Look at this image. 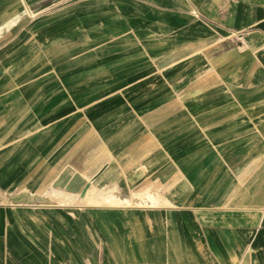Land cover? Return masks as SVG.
<instances>
[{"label":"crops","instance_id":"obj_1","mask_svg":"<svg viewBox=\"0 0 264 264\" xmlns=\"http://www.w3.org/2000/svg\"><path fill=\"white\" fill-rule=\"evenodd\" d=\"M17 2L0 0V186L40 190L69 167L132 204H86L79 226L10 209L21 238L0 223V264H264V0H70L29 22ZM59 46L76 68L63 92Z\"/></svg>","mask_w":264,"mask_h":264},{"label":"rangeland","instance_id":"obj_2","mask_svg":"<svg viewBox=\"0 0 264 264\" xmlns=\"http://www.w3.org/2000/svg\"><path fill=\"white\" fill-rule=\"evenodd\" d=\"M18 4V17H23L24 22H29L31 19L34 18H41L44 16H47L49 14H53L56 11H62V9L70 2V0H17ZM73 1H78V0H73ZM14 4V2H12ZM13 17H16L14 15ZM24 33L26 34L25 36V41H24V48L28 49L31 46V34H32V29L31 26H25ZM65 51L66 49L63 46H59L57 48V58L55 61V77H56V85H57V92L61 91L63 92L64 84L69 78L73 77V75L65 77V75L70 74L75 70V67H65V62L70 59V58H65ZM79 53L73 54V61L75 56H77ZM106 74V73H105ZM42 75V73H41ZM66 80V81H65ZM121 94L123 91H120ZM78 108V107H77ZM82 107H79L81 109ZM85 108V107H83ZM57 180V179H56ZM56 180L54 183L49 186V187H43L40 190H34L31 191L33 194H41L45 196L48 199V202H41L40 204H36V201L34 204H29V203H20L17 205L13 202L11 195L18 193L19 191H16L15 189L8 187H2L0 186V223L1 222H7L1 225L2 231H3V236L4 238H7L8 235V230L10 228L11 223L13 220H16L17 217L15 216L16 210H20L22 216L26 215V212L29 213V211H40L42 212L44 209H50L52 211H55L57 215H59L61 218H64V211L66 210L68 220H72V222H75L76 226H79L80 224V218L78 217V211L80 208L84 207V205L88 204H109V205H114V204H119V203H125V204H132L130 201H122L121 199H118L115 196L109 195L108 197H105L104 201H99L97 200L96 194H95V188L91 189L89 194L85 197V199H80L79 196H72L69 194H66L65 192H60L59 193L56 191L55 192V184ZM28 191V190H24ZM64 194V195H63ZM64 196V197H63ZM62 198L65 200L63 201ZM50 199V201H49ZM24 204V205H23ZM7 209V210H6ZM10 209H16V210H10ZM51 215L52 212L48 211ZM16 215L19 218V214L16 212ZM30 215V214H29ZM45 215V214H44ZM46 219L48 216H46ZM50 220L51 225L59 228L58 225L59 223L57 222H52ZM16 227H19V231L21 232V235L24 237L25 240H38L41 243H46V244H51V245H39L42 247L45 252H47L48 258H56L57 260H62V256L60 255L58 249L52 245V239L50 238L52 235L47 233V231L44 230V227L42 226H47L46 224H39L37 221L32 222L31 220L26 218H21L19 221L17 220L16 223H14ZM17 233L13 228H10L9 231V239L8 243L9 245H15V240L17 237ZM92 236V235H91ZM91 236L88 235L89 239H91ZM21 238L20 236H18ZM62 238H64V235H62ZM73 239L77 242L76 238L73 236ZM92 240V239H91ZM22 241L24 242L25 245H32L28 244L25 242L23 239ZM70 242V240H69ZM94 242V239H93ZM78 243V242H77ZM6 245V254L9 256V246L8 244ZM72 245V244H71ZM22 250H25L23 245H20ZM88 252H93L95 250V245L89 244L88 245ZM82 261V260H81ZM63 262V261H61ZM86 262L85 259H83V263ZM85 264V263H84Z\"/></svg>","mask_w":264,"mask_h":264},{"label":"bare ground","instance_id":"obj_3","mask_svg":"<svg viewBox=\"0 0 264 264\" xmlns=\"http://www.w3.org/2000/svg\"><path fill=\"white\" fill-rule=\"evenodd\" d=\"M56 179L54 188L55 192H65L66 194L72 196H79L80 199H85V195L87 194L92 181V179L88 178L85 174L73 170L69 167L62 171V173H60ZM11 198L16 205L17 203L18 205L20 203H29L32 205L35 201L36 204H40L41 202H48V199L45 196L41 194H33L31 191H20L11 195ZM62 200L65 201L63 198Z\"/></svg>","mask_w":264,"mask_h":264}]
</instances>
